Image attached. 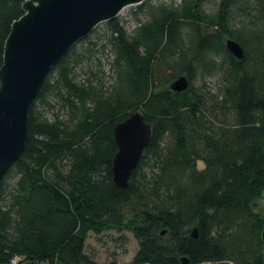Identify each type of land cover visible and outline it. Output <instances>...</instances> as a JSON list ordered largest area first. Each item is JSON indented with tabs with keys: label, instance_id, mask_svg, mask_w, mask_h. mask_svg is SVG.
Wrapping results in <instances>:
<instances>
[{
	"label": "trees",
	"instance_id": "trees-1",
	"mask_svg": "<svg viewBox=\"0 0 264 264\" xmlns=\"http://www.w3.org/2000/svg\"><path fill=\"white\" fill-rule=\"evenodd\" d=\"M25 1L0 0V70ZM131 16L106 22L108 79L93 32L43 83L0 182V264H101L86 243L111 230L138 239L131 264H264V0H145ZM138 110L153 139L118 188L114 128Z\"/></svg>",
	"mask_w": 264,
	"mask_h": 264
},
{
	"label": "water",
	"instance_id": "water-1",
	"mask_svg": "<svg viewBox=\"0 0 264 264\" xmlns=\"http://www.w3.org/2000/svg\"><path fill=\"white\" fill-rule=\"evenodd\" d=\"M145 0H26L25 14L16 19L6 40L0 70V182L21 157L27 145L31 106L43 83L60 60L103 22L113 21L123 9ZM239 60L244 49L235 39L226 41ZM190 79L180 75L171 89L188 90ZM153 123L141 111L114 128L118 152L113 160V179L118 188H128L130 177L153 139ZM198 237V230L193 229ZM166 231H163L165 235ZM264 240V230L262 234ZM264 260V258H263ZM185 264H189L184 259Z\"/></svg>",
	"mask_w": 264,
	"mask_h": 264
},
{
	"label": "rangeland",
	"instance_id": "rangeland-1",
	"mask_svg": "<svg viewBox=\"0 0 264 264\" xmlns=\"http://www.w3.org/2000/svg\"><path fill=\"white\" fill-rule=\"evenodd\" d=\"M153 1L156 2L158 0ZM159 1L166 2L168 0ZM135 7L137 6L127 7L123 9L122 13L119 15V18L128 22L127 27L130 30L135 28V25L131 20V13ZM208 9L213 10V6H208ZM106 33V22H103L96 27L90 39L91 42H97L96 45H93L95 50V58L93 59V63L95 64L94 68L102 72L106 71V78L108 79V76L110 75L111 52L109 47L106 46V42H108V39H106ZM91 42L81 44L78 49L81 50L82 47H89L88 45ZM207 83L208 86L213 89L216 87L217 78H209ZM262 195L261 199L257 201L256 206L259 211L264 212V192ZM139 244L140 243H138V239L134 233L129 231L119 233L115 230H111L100 234L91 231L86 246L87 254L93 256L95 260L101 264L112 262H116V264H131L136 255L135 253L139 249Z\"/></svg>",
	"mask_w": 264,
	"mask_h": 264
},
{
	"label": "built area",
	"instance_id": "built-area-1",
	"mask_svg": "<svg viewBox=\"0 0 264 264\" xmlns=\"http://www.w3.org/2000/svg\"><path fill=\"white\" fill-rule=\"evenodd\" d=\"M22 261V257L21 256H14V258H12L11 264H19Z\"/></svg>",
	"mask_w": 264,
	"mask_h": 264
}]
</instances>
